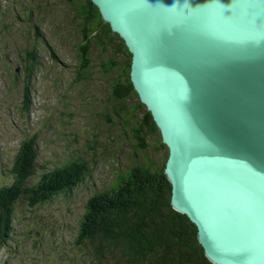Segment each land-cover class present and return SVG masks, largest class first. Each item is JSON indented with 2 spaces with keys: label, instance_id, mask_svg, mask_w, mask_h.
Returning <instances> with one entry per match:
<instances>
[{
  "label": "water",
  "instance_id": "water-1",
  "mask_svg": "<svg viewBox=\"0 0 264 264\" xmlns=\"http://www.w3.org/2000/svg\"><path fill=\"white\" fill-rule=\"evenodd\" d=\"M132 55L171 204L213 264H264V0H91Z\"/></svg>",
  "mask_w": 264,
  "mask_h": 264
},
{
  "label": "rangeland",
  "instance_id": "rangeland-1",
  "mask_svg": "<svg viewBox=\"0 0 264 264\" xmlns=\"http://www.w3.org/2000/svg\"><path fill=\"white\" fill-rule=\"evenodd\" d=\"M82 1L0 0V190L14 183L21 144L31 138L38 156L25 186L70 159H86L91 169L70 195L12 205L0 264H116L96 253L97 240L81 238L88 201L131 168L164 157L154 136L147 151L138 148L134 129L143 111L134 98L115 100L119 72H103L106 45L92 40L93 66L88 79L77 80Z\"/></svg>",
  "mask_w": 264,
  "mask_h": 264
},
{
  "label": "trees",
  "instance_id": "trees-1",
  "mask_svg": "<svg viewBox=\"0 0 264 264\" xmlns=\"http://www.w3.org/2000/svg\"><path fill=\"white\" fill-rule=\"evenodd\" d=\"M79 4L76 10L84 26L82 44L77 49L81 59L77 80L88 79L87 74L93 66L92 40L98 46L106 45L107 62L103 72L107 75L119 72L113 80L115 100L122 104L128 98H134L137 108L143 111V117L134 129L138 148L147 151V138L154 136L158 152L165 151L162 159L131 168L119 176L113 186L96 193L88 201L81 238L97 240L96 253L101 258L116 257L113 258L116 264H213L198 239L197 227L171 204L172 185L165 174L169 150L131 82L132 55L128 47L103 20L91 0ZM119 55L121 62L116 60ZM37 146L35 138L21 144L15 160V181L0 190V241L6 239L12 229V205L18 199L26 197L32 207L49 203L61 193L70 195L91 172L86 159H70L44 174L35 185L27 187L25 183L36 167Z\"/></svg>",
  "mask_w": 264,
  "mask_h": 264
}]
</instances>
